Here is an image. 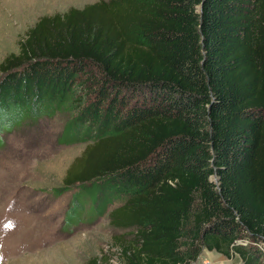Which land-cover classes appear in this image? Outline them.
I'll use <instances>...</instances> for the list:
<instances>
[{
  "label": "trees",
  "instance_id": "16d2710c",
  "mask_svg": "<svg viewBox=\"0 0 264 264\" xmlns=\"http://www.w3.org/2000/svg\"><path fill=\"white\" fill-rule=\"evenodd\" d=\"M0 71V146L26 119L74 111L62 140L87 145L56 194L73 189L77 221L128 229L119 264L204 249L261 264L264 0L71 8L40 18Z\"/></svg>",
  "mask_w": 264,
  "mask_h": 264
},
{
  "label": "rangeland",
  "instance_id": "374dc122",
  "mask_svg": "<svg viewBox=\"0 0 264 264\" xmlns=\"http://www.w3.org/2000/svg\"><path fill=\"white\" fill-rule=\"evenodd\" d=\"M109 0H0V63L19 51L30 27L44 16L63 14ZM108 15V13H107ZM3 73L0 71V78ZM81 81L85 76L80 77ZM93 85L90 86V89ZM92 100L88 87L77 89ZM74 111L26 119L5 131L0 146V264H119L128 229L113 226L108 215L92 221L70 216L73 189L61 195L69 166L87 143H64L62 135ZM118 204H112L110 211ZM82 217V216H81ZM76 220V221H75ZM241 264L204 249L192 264ZM261 264H264V259Z\"/></svg>",
  "mask_w": 264,
  "mask_h": 264
},
{
  "label": "water",
  "instance_id": "95a60500",
  "mask_svg": "<svg viewBox=\"0 0 264 264\" xmlns=\"http://www.w3.org/2000/svg\"><path fill=\"white\" fill-rule=\"evenodd\" d=\"M214 181H215V183H218V177L217 176L214 177Z\"/></svg>",
  "mask_w": 264,
  "mask_h": 264
},
{
  "label": "built area",
  "instance_id": "2783aa9c",
  "mask_svg": "<svg viewBox=\"0 0 264 264\" xmlns=\"http://www.w3.org/2000/svg\"><path fill=\"white\" fill-rule=\"evenodd\" d=\"M207 264H210L209 262H207Z\"/></svg>",
  "mask_w": 264,
  "mask_h": 264
}]
</instances>
